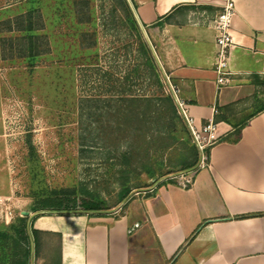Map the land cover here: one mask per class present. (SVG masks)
<instances>
[{
  "label": "rangeland",
  "instance_id": "rangeland-1",
  "mask_svg": "<svg viewBox=\"0 0 264 264\" xmlns=\"http://www.w3.org/2000/svg\"><path fill=\"white\" fill-rule=\"evenodd\" d=\"M151 45L124 0H0V231L62 190L109 209L199 160ZM16 252L0 239V264Z\"/></svg>",
  "mask_w": 264,
  "mask_h": 264
},
{
  "label": "crops",
  "instance_id": "crops-1",
  "mask_svg": "<svg viewBox=\"0 0 264 264\" xmlns=\"http://www.w3.org/2000/svg\"><path fill=\"white\" fill-rule=\"evenodd\" d=\"M130 1L188 115L197 126L214 116L219 140L188 187L163 180L122 206L35 215L34 261L264 264V0H234L233 74L222 87L210 19L226 0Z\"/></svg>",
  "mask_w": 264,
  "mask_h": 264
},
{
  "label": "built area",
  "instance_id": "built-area-1",
  "mask_svg": "<svg viewBox=\"0 0 264 264\" xmlns=\"http://www.w3.org/2000/svg\"><path fill=\"white\" fill-rule=\"evenodd\" d=\"M236 12L235 1L226 0L222 3L220 11L210 19V24L215 31L216 53L214 69L217 73L219 87L227 85L232 81L231 75L233 73L230 69V57L232 48L237 44L232 32V21ZM177 105H179L180 113L186 117V123L200 153L199 162L195 168L172 177L179 176L178 184L182 187H188L193 182V173L200 166L207 164L206 149L219 140L217 121L214 116H211L203 124L197 126L193 118L188 115L184 101L177 99Z\"/></svg>",
  "mask_w": 264,
  "mask_h": 264
},
{
  "label": "trees",
  "instance_id": "trees-1",
  "mask_svg": "<svg viewBox=\"0 0 264 264\" xmlns=\"http://www.w3.org/2000/svg\"><path fill=\"white\" fill-rule=\"evenodd\" d=\"M125 4L127 5L128 8V13H130L133 24L137 27L138 23L131 12V9L129 7V4L126 0ZM33 9H30L28 11V15L31 16L35 9L37 7L33 6ZM35 8V9H34ZM30 21L32 18L30 17ZM33 25L29 23L26 26V30L29 32L33 30ZM24 29V28H23ZM146 46V50L151 53V49L148 46V43L144 41L143 47ZM145 48V47H144ZM151 58L155 60L154 55H151ZM237 132L239 134L236 135V140L240 137V131L241 127H237ZM197 161H194L190 164H187L184 166V169H189L193 167ZM173 181L174 179H167V181ZM129 194V193H128ZM128 194L126 196H128ZM125 196V197H126ZM102 208L94 201H90L87 199H82L79 200L75 195H73L72 192L68 190H62L60 193H56L52 196L47 197L39 206L38 208L35 209V212H39L38 214L41 213H46V212H67V213H76V212H96L101 210ZM28 222H29V215H25L18 225L12 226L13 228V233L12 234H7L2 231H0V239L2 240L3 237H9L13 243V249L16 252V256L10 260L8 264H29V258L31 254V248H32V243L34 245V249L37 246V239H36V230L31 226V232L28 229ZM6 240V239H3ZM5 242V241H4Z\"/></svg>",
  "mask_w": 264,
  "mask_h": 264
},
{
  "label": "water",
  "instance_id": "water-1",
  "mask_svg": "<svg viewBox=\"0 0 264 264\" xmlns=\"http://www.w3.org/2000/svg\"><path fill=\"white\" fill-rule=\"evenodd\" d=\"M128 2H129V4L132 6V4H131V1L130 0H127ZM140 27L143 29V31H145V28L140 24ZM152 46V45H151ZM153 53H154V56H155V58H156V61H157V63L159 64V65H161L160 64V61H159V59H158V57H157V55H156V53H155V51L153 50ZM176 99V98H175ZM177 102V101H176ZM197 165H195V166H193V167H191V168H189V169H185V170H183V171H181V172H179V173H177V174H174V175H170L169 177L170 178H172L173 176H177L178 174H180V173H182V172H185V171H187V170H190V169H193V168H195ZM169 177H166V176H164V177H162L161 179H159V180H157V182H155L154 184H153V186L154 185H156V184H158L159 182H161V181H163V180H166L167 178H169ZM150 188H153V187H150ZM150 188H148V189H146V190H149ZM140 191H142L141 189L140 190H135V191H133L130 195H129V197L128 198H126V199H124V201L119 205V206H122L131 196H133L135 193H138V192H140ZM39 212H34L32 215H30L29 214V212H27V211H25L24 212V215H29V222H28V229H29V231L31 232V230H30V222H31V220H32V218L35 216V215H37ZM31 252H32V259H31V264H34V245H33V243H32V248H31Z\"/></svg>",
  "mask_w": 264,
  "mask_h": 264
}]
</instances>
